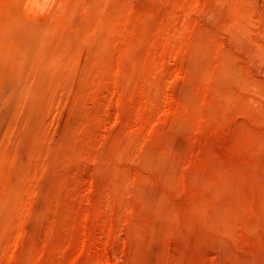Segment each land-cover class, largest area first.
<instances>
[{
    "label": "rangeland",
    "instance_id": "obj_1",
    "mask_svg": "<svg viewBox=\"0 0 264 264\" xmlns=\"http://www.w3.org/2000/svg\"><path fill=\"white\" fill-rule=\"evenodd\" d=\"M53 2L72 53L0 137V264H264V0Z\"/></svg>",
    "mask_w": 264,
    "mask_h": 264
},
{
    "label": "bare ground",
    "instance_id": "obj_2",
    "mask_svg": "<svg viewBox=\"0 0 264 264\" xmlns=\"http://www.w3.org/2000/svg\"><path fill=\"white\" fill-rule=\"evenodd\" d=\"M52 2H53V0H18V1L14 0V3H13V0H11V1H9V0L3 1L2 0V3H1V0H0V9H2L1 7H4L2 14H0V137L2 136V133L6 134V136L10 135L9 134L10 132L15 131L20 126H21V128L27 127V121L29 120L31 115L34 114L32 111L37 109L39 104H41L40 103L41 97L44 96V94L47 93L49 91V89L53 86L54 81H55V76L57 74H59V71H57V70L59 68H61V65H64L63 57L65 58V54L69 51L70 47H69L68 41H69L70 37L68 36V40H67V38H62V39L60 38L61 41H58V43H55L53 41L54 39L52 40L50 37V33L52 35L54 34V33H52L53 31L51 30L52 32L50 31L49 35H47L48 32H45V29H46L45 26L49 25L50 22H49V24L45 25L44 22H41L38 19V15H37L38 11H40L41 8L51 6ZM57 5L58 4H56V6ZM52 6H53V4H52ZM55 13H56V11H55ZM60 18H63V17H60ZM55 19H57V17ZM58 19H59V17H58ZM66 19H68V18H66ZM66 19H64V20H66ZM64 20H63V22H64ZM67 22H69V19ZM54 23H56V22H54ZM57 23H58V21H57ZM62 24L64 25V23H62ZM58 25H60V23H58ZM48 28H50V27H48ZM48 28H47V30H48ZM61 28L62 27L60 26V30H61ZM52 29L55 30L56 28L55 29L52 28ZM58 29H59V27H58ZM62 30L65 31L67 29L63 27ZM78 30L79 29L77 28V32H78ZM74 32H76V30ZM82 32L83 31H81V33ZM81 33L80 34L75 33V34H79L80 36L83 34L82 36H85L84 35L85 33H82V34ZM67 35H68V33H67ZM79 35H77V38ZM74 37H76V36H74ZM74 39L75 38H73V40ZM84 40H85V38H84ZM77 42L78 41H76V43ZM83 42L85 43V41H83ZM81 45L83 46V44H81ZM82 46H80V47H82ZM80 47H78V48H80ZM127 48H129V47H127ZM73 50H75V49H73ZM79 50H81V49H79ZM129 50H130V48H129ZM78 51L75 53H78ZM69 52L72 53L71 51H69ZM203 52H205V51H203ZM83 55H84V53H83ZM66 56H67V54H66ZM59 60H62L63 64H59L60 63ZM64 61H65V64H67L66 63L67 61L66 60H64ZM260 61H262V60H260ZM73 63H75V62H73ZM73 63H72V65H73ZM261 64L260 65L262 67L264 65V63L262 62ZM219 69H220V67H219ZM227 70H228V68H227ZM62 71L65 72L66 69L62 70ZM261 71H262V69H261ZM263 71H264V68H263ZM224 72H226V70ZM63 75H64V73H63ZM263 75H264V72H263ZM59 76H61V75L59 74ZM56 78H57V76H56ZM58 87H60V86H58ZM51 91H53V88ZM52 97L53 96H51L50 98H52ZM42 101L45 103V101H47V100H45V101L42 100ZM44 103H43V106L45 105ZM51 104L53 105V100H52ZM40 107H41V105H40ZM44 107L42 108V110L44 109ZM28 108L30 109V111L26 110ZM39 111H38V113H39ZM35 124H36V122H35ZM20 130H22V129H20ZM32 131L33 130H31V132ZM24 132H25V130H24ZM32 133H34V132H32ZM16 137H18V135ZM37 140H39V139H37ZM29 143H31V142H29ZM37 143H39V141H37ZM0 146H2V145H0ZM3 160H4V158H3ZM3 178H1V179H3ZM3 180H6V179H3ZM3 188L5 189L6 187H3ZM5 191H7V190L5 189Z\"/></svg>",
    "mask_w": 264,
    "mask_h": 264
}]
</instances>
